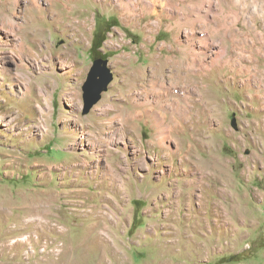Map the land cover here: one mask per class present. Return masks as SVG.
<instances>
[{
	"label": "rangeland",
	"instance_id": "obj_1",
	"mask_svg": "<svg viewBox=\"0 0 264 264\" xmlns=\"http://www.w3.org/2000/svg\"><path fill=\"white\" fill-rule=\"evenodd\" d=\"M128 1L0 0V264H264V0Z\"/></svg>",
	"mask_w": 264,
	"mask_h": 264
},
{
	"label": "bare ground",
	"instance_id": "obj_2",
	"mask_svg": "<svg viewBox=\"0 0 264 264\" xmlns=\"http://www.w3.org/2000/svg\"><path fill=\"white\" fill-rule=\"evenodd\" d=\"M124 4H125V0H124V2H123ZM122 7V6H121ZM125 8V10L123 11V12H126L127 14H130V15H132L133 13H135V10L139 7V0H134L133 2H131V1H128L127 3H126V6H124ZM157 10V8L154 6V4L151 2V3H149V4H147V5H145V7L143 8V9H141V11H140V13L141 14H148V15H154V16H157V17H159V19H161V16H162V13H160V12H157L156 11ZM137 11V10H136ZM163 12V11H162ZM166 16V15H165ZM156 17V18H157ZM199 20V19H198ZM157 21V20H156ZM159 22V21H158ZM146 24V23H145ZM147 25V24H146ZM148 27V26H147ZM197 35V33H192L191 35H192V38H191V40H189V41H191V42H189L190 43V45L191 44H193V45H197V44H195V43H198V45H201V46H205V45H207L208 43H207V40L209 39L208 37H204V36H202V37H198L197 39H196V41L194 40L195 39V36ZM190 38V37H189ZM176 41H178L179 42V39L176 37ZM181 43V41L179 42V44ZM187 44V43H186ZM212 46V45H211ZM180 47V46H179ZM195 47V46H194ZM193 47V52H192V58H191V60H195L196 59V57L197 56H199L200 55V53L202 52V50L200 49V48H198L197 50H196V48H194ZM185 48V47H184ZM208 48V47H207ZM211 48V47H210ZM175 49V48H174ZM178 50H179V48H178ZM204 50V49H203ZM208 50V49H207ZM206 53V52H205ZM202 54V53H201ZM204 54V53H203ZM201 56V55H200ZM183 61V60H182ZM193 62H195V61H193ZM211 71V70H210ZM184 96H182L183 98H181L183 101H187V99H188V95H185V94H183ZM175 106V107H174ZM173 106V109H172V111H176L177 109H181L182 110V112H185L184 110H183V108H181V103L179 102V101H176V105H174ZM187 109V111H188V108H186ZM181 114V113H180ZM174 115V114H173ZM185 115H187V114H185ZM178 117H180L181 119H182V121H184L185 120V118H186V116H178ZM2 119V118H1ZM154 122H156V124H157V126H158V128H159V130H158V132H157V134H155V136H156V139H158V142L160 143V145H162V146H165V142H166V140H167V137H168V132H169V130H171V129H173V128H175V127H177V126H179V127H181L182 128V122L181 123H179L178 122V125L176 124V122L175 121H173V124H172V118L170 117V118H168V121H167V116L165 117V116H162V114L159 116V118H157L156 119V121H154ZM171 137V136H170ZM169 141V140H168ZM85 146V145H84ZM166 147V146H165ZM101 150V149H100ZM108 151V150H107ZM191 151V150H190ZM102 152V151H101ZM109 152V151H108ZM108 152H106V153H108ZM181 152V150H180V148H177V150L174 152V154L173 155H175V154H179ZM165 153V152H164ZM164 155H167L168 156V158L169 159H172L173 158V156H171L172 155V153H168V152H166ZM169 155H170V157H169ZM106 156V155H105ZM158 160V159H157ZM216 164V163H215ZM79 173L77 174V177L81 174V172L80 171H78ZM67 176V170H65L64 172H63V177H66ZM77 179H75V181H76ZM65 182V181H64ZM77 182V181H76ZM100 182H102V181H100ZM61 184H64L63 182H61ZM41 201H42V199H40ZM39 200V201H40ZM43 200H44V198H43ZM44 205V204H43ZM40 207V206H39Z\"/></svg>",
	"mask_w": 264,
	"mask_h": 264
},
{
	"label": "water",
	"instance_id": "obj_3",
	"mask_svg": "<svg viewBox=\"0 0 264 264\" xmlns=\"http://www.w3.org/2000/svg\"><path fill=\"white\" fill-rule=\"evenodd\" d=\"M113 79V73L108 66V59L95 58L90 66L86 79L82 85L83 113H87L101 98Z\"/></svg>",
	"mask_w": 264,
	"mask_h": 264
},
{
	"label": "trees",
	"instance_id": "obj_4",
	"mask_svg": "<svg viewBox=\"0 0 264 264\" xmlns=\"http://www.w3.org/2000/svg\"><path fill=\"white\" fill-rule=\"evenodd\" d=\"M104 40V39H103ZM102 42V38L98 40L97 44L99 45ZM95 44V43H94ZM100 47V46H99Z\"/></svg>",
	"mask_w": 264,
	"mask_h": 264
}]
</instances>
